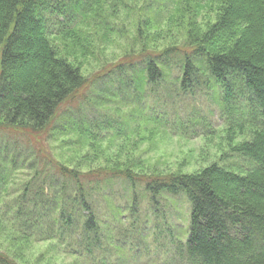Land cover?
I'll return each instance as SVG.
<instances>
[{"label":"trees","instance_id":"obj_1","mask_svg":"<svg viewBox=\"0 0 264 264\" xmlns=\"http://www.w3.org/2000/svg\"><path fill=\"white\" fill-rule=\"evenodd\" d=\"M166 1L175 8L169 19L187 21L185 44L117 64L99 81L120 77L122 85V81L129 83L127 70L135 71L133 84L140 98L146 84L163 82L165 65L176 58L181 89L191 87L206 68L222 91V108L229 121L224 137L231 151L249 158L253 166L240 169L212 162L192 173L139 177L128 171L132 165L128 163L124 171L111 168L105 178L108 173H83L53 162L44 140L74 132L96 135L94 124L82 112L89 80L51 37L62 34L73 43L90 39L86 28L93 22L104 28L108 23L102 18L110 10L118 11L121 0H0V135L15 142L16 153L10 158L1 154L9 149L0 150V187L10 177L6 170L18 166L16 155L26 152L25 158L19 155L21 163L36 168V174L15 200L14 217L44 212L52 202L50 210L60 209V217H70L66 204L71 198L69 204L79 217H87L84 226L93 231L97 226L93 192L105 179L124 173L132 183L142 179L139 182L153 198L162 192L188 195L190 228L184 246L190 264H264V0ZM207 3L216 6L217 15L201 31L194 27L195 16ZM140 38L146 41L144 29ZM246 96L247 108H243L240 99ZM101 123L110 124L102 120L99 127ZM238 135L245 139L237 140ZM5 157L11 159L10 168ZM49 170L54 171L46 187ZM0 264L17 263L0 252Z\"/></svg>","mask_w":264,"mask_h":264},{"label":"rangeland","instance_id":"obj_2","mask_svg":"<svg viewBox=\"0 0 264 264\" xmlns=\"http://www.w3.org/2000/svg\"><path fill=\"white\" fill-rule=\"evenodd\" d=\"M162 2L121 0L118 11L110 10L111 14L102 18L108 23L104 28L94 22L86 28L90 39L82 37L73 43L62 34L51 37L89 80L82 112L94 124L96 135L74 132L44 140L53 162L83 173H108L105 178L111 175V168L124 171L128 163L132 164L128 171L139 177L192 173L212 162L240 169L253 166L249 158L232 152L224 137L229 121L222 108V91L206 68L198 72L191 87L181 89L176 58L165 65L163 82L146 84L140 98L133 84L135 71L127 70L132 78L127 77L129 83L122 81V85L120 77L99 81L103 72L114 70L117 64L185 44L187 21L169 19L175 8L169 1L159 5ZM216 15L215 5L200 6L194 27L203 31ZM142 29L145 42L140 38ZM236 97L239 100L240 96ZM246 99H240L243 108H247ZM102 120L110 124L99 127ZM238 136L237 140L245 139ZM14 146L13 140L0 135V150L6 147L11 153L2 155L13 157ZM19 155L25 158L27 153ZM19 155L15 168H10L11 159L5 157L10 177L7 182L2 180L5 183L0 187V252L17 264H190L184 246L191 211L187 194L162 192L153 198L139 182L142 179L132 183L121 173L118 178H104L93 192L97 214L93 231L85 228L87 217L76 214L69 204L71 198L66 204L70 217H60V209L50 210L52 202L44 212L18 219L14 217L15 200L36 174V168L21 163ZM30 160L26 159L27 163ZM52 172L49 170V175ZM45 177L47 187L51 175Z\"/></svg>","mask_w":264,"mask_h":264}]
</instances>
